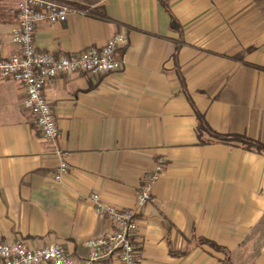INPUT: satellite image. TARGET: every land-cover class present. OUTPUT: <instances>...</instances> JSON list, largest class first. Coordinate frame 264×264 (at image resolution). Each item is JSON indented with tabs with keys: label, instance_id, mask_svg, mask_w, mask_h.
I'll list each match as a JSON object with an SVG mask.
<instances>
[{
	"label": "crops",
	"instance_id": "crops-1",
	"mask_svg": "<svg viewBox=\"0 0 264 264\" xmlns=\"http://www.w3.org/2000/svg\"><path fill=\"white\" fill-rule=\"evenodd\" d=\"M57 1L74 10L36 24V50L78 53L122 33V64L45 81L54 140L41 137L22 85L0 76V241L85 259L86 241L112 228L90 194L133 207L160 163L138 215L141 264H264V151L221 141L197 118L264 143V0ZM18 5L0 0V58L18 51Z\"/></svg>",
	"mask_w": 264,
	"mask_h": 264
},
{
	"label": "built area",
	"instance_id": "built-area-1",
	"mask_svg": "<svg viewBox=\"0 0 264 264\" xmlns=\"http://www.w3.org/2000/svg\"><path fill=\"white\" fill-rule=\"evenodd\" d=\"M73 10L57 0H19L17 24L11 34L18 51L0 58V76L14 78L22 85L25 93L23 105L45 140H54L58 133L51 106L43 95L46 80L76 72L106 74L119 69L122 64L117 55L125 42L122 33H115L104 44L89 46L78 53L55 56L36 50V24L40 21H64ZM66 170V162L60 161L54 179L60 180ZM161 171L162 165L157 163L154 171L143 181L136 193L134 206L130 208L105 204L97 193L90 194L95 214L108 218L112 228L106 235L86 241L89 252L85 259L71 257L56 243L28 247L23 240L16 239L0 241V264H141L142 258L135 246L138 215L150 199L152 184Z\"/></svg>",
	"mask_w": 264,
	"mask_h": 264
},
{
	"label": "trees",
	"instance_id": "trees-1",
	"mask_svg": "<svg viewBox=\"0 0 264 264\" xmlns=\"http://www.w3.org/2000/svg\"><path fill=\"white\" fill-rule=\"evenodd\" d=\"M174 25H176V21L174 20V18L171 17V26H174ZM197 118H198L199 128L207 129L211 135H213L214 137H216L217 139L221 141H224V142L235 141V142L242 144L247 149H253L259 152L264 151V143L260 142L257 139H253L243 134H237V133H232V134L217 133L207 126L201 114L197 113ZM209 243H211V245H213L214 247L221 249L219 246L215 245L214 243L212 242H209Z\"/></svg>",
	"mask_w": 264,
	"mask_h": 264
}]
</instances>
